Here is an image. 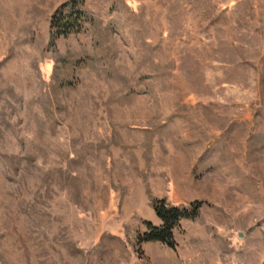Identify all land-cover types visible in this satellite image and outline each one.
I'll return each mask as SVG.
<instances>
[{
  "label": "rangeland",
  "instance_id": "1",
  "mask_svg": "<svg viewBox=\"0 0 264 264\" xmlns=\"http://www.w3.org/2000/svg\"><path fill=\"white\" fill-rule=\"evenodd\" d=\"M64 1L0 0V264H264V0Z\"/></svg>",
  "mask_w": 264,
  "mask_h": 264
},
{
  "label": "trees",
  "instance_id": "2",
  "mask_svg": "<svg viewBox=\"0 0 264 264\" xmlns=\"http://www.w3.org/2000/svg\"><path fill=\"white\" fill-rule=\"evenodd\" d=\"M85 0H66L58 5L50 17V37L53 42L59 36L80 32L87 19L83 10ZM156 215L160 218V224L145 221L146 229L137 235V251L141 252V244L145 241H159L168 247L175 248L177 241L174 229L181 218H196L205 203L203 199L196 198L187 205H171L165 198L152 200Z\"/></svg>",
  "mask_w": 264,
  "mask_h": 264
}]
</instances>
